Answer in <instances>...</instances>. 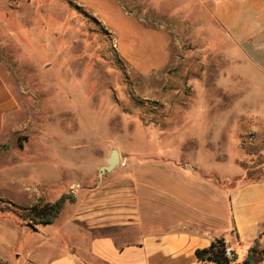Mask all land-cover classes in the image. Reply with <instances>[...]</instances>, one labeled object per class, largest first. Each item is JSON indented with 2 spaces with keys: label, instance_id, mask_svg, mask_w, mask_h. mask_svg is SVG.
<instances>
[{
  "label": "rangeland",
  "instance_id": "rangeland-1",
  "mask_svg": "<svg viewBox=\"0 0 264 264\" xmlns=\"http://www.w3.org/2000/svg\"><path fill=\"white\" fill-rule=\"evenodd\" d=\"M212 8L213 0H0V74L19 105L1 192L54 203L98 183L113 150L116 174L139 180L142 201L162 174L173 180V165L204 194L264 180V75ZM32 205L11 203V215L22 222ZM71 209L53 224V245L75 233Z\"/></svg>",
  "mask_w": 264,
  "mask_h": 264
},
{
  "label": "crops",
  "instance_id": "crops-1",
  "mask_svg": "<svg viewBox=\"0 0 264 264\" xmlns=\"http://www.w3.org/2000/svg\"><path fill=\"white\" fill-rule=\"evenodd\" d=\"M212 17L247 63L264 75V0H213ZM18 106L0 74V165L9 153L4 140ZM167 168L173 180L162 174L145 186V201L135 176L116 174L115 168L101 179L99 170V182L82 183L73 193L76 201L65 204L61 214L70 204L75 233L56 245L53 224L61 214L44 227H33L24 217L19 222L10 204H41L39 196L20 204L0 190V264H217L202 260L197 251L222 238L236 256L233 264H245L257 241L264 250V180L229 192L208 185L207 190L216 189L204 194L180 181L186 172L182 167ZM217 189L222 190L218 196ZM257 264H264V254Z\"/></svg>",
  "mask_w": 264,
  "mask_h": 264
},
{
  "label": "trees",
  "instance_id": "trees-1",
  "mask_svg": "<svg viewBox=\"0 0 264 264\" xmlns=\"http://www.w3.org/2000/svg\"><path fill=\"white\" fill-rule=\"evenodd\" d=\"M75 197L72 194H63L56 202L37 204L28 209V220L33 227L37 225H48L55 222L60 216L67 202H74ZM227 244L225 239H218L210 247L197 251V255L202 260L212 261L217 264H233L226 256ZM264 254L261 243L257 241L250 249L245 264H257ZM236 261V256L234 257Z\"/></svg>",
  "mask_w": 264,
  "mask_h": 264
},
{
  "label": "water",
  "instance_id": "water-1",
  "mask_svg": "<svg viewBox=\"0 0 264 264\" xmlns=\"http://www.w3.org/2000/svg\"><path fill=\"white\" fill-rule=\"evenodd\" d=\"M120 153L113 150L110 157L107 159V165L101 167L99 176L102 179L103 175L107 172L113 171L120 164Z\"/></svg>",
  "mask_w": 264,
  "mask_h": 264
},
{
  "label": "built area",
  "instance_id": "built-area-1",
  "mask_svg": "<svg viewBox=\"0 0 264 264\" xmlns=\"http://www.w3.org/2000/svg\"><path fill=\"white\" fill-rule=\"evenodd\" d=\"M226 256L232 261V263L235 262L234 260L235 255L229 247L226 248Z\"/></svg>",
  "mask_w": 264,
  "mask_h": 264
}]
</instances>
